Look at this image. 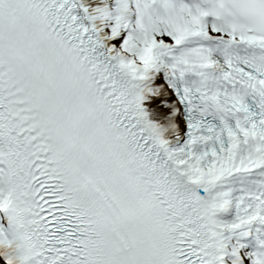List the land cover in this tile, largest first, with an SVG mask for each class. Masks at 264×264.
<instances>
[{"label": "snow or ice", "instance_id": "6c2138e0", "mask_svg": "<svg viewBox=\"0 0 264 264\" xmlns=\"http://www.w3.org/2000/svg\"><path fill=\"white\" fill-rule=\"evenodd\" d=\"M0 264H264V0H0Z\"/></svg>", "mask_w": 264, "mask_h": 264}]
</instances>
